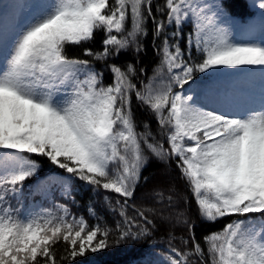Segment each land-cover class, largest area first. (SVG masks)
I'll return each mask as SVG.
<instances>
[{"label": "snow or ice", "instance_id": "obj_1", "mask_svg": "<svg viewBox=\"0 0 264 264\" xmlns=\"http://www.w3.org/2000/svg\"><path fill=\"white\" fill-rule=\"evenodd\" d=\"M152 5L153 0H32L25 5L34 10L26 22L0 26L6 62L0 71V264H60L109 245L107 229H89L83 218L69 220L67 208L63 215L21 218L11 207L9 198L22 195L24 183L41 168L33 156L46 157L68 174L52 181L66 192L75 177L118 194L126 204L147 162L142 143L161 159L176 158L202 218L214 223L244 217L204 237L208 261L193 238L192 252L173 248L168 264H190L191 255L200 264H264V223L255 219L259 214L264 220V101L258 110L234 116L197 105L194 87L197 74L221 66H255L264 76V43L233 42L224 0H164L157 11L165 20L159 22ZM258 7L264 10V0ZM149 18L156 36L166 24L176 30L158 49L159 71L139 89L131 80L133 66L124 71L111 64L113 82L104 85L103 74L88 59L67 53L68 46L91 41L101 30L102 50L85 48L84 56L107 60L132 45L140 51L138 38L147 34ZM186 23L192 24L187 58L179 43ZM193 47L202 60L192 59ZM133 92L166 129L167 149L150 142V133H137ZM125 223L120 241L148 234L146 228L134 232L126 216ZM61 240L67 255L57 259L55 245Z\"/></svg>", "mask_w": 264, "mask_h": 264}, {"label": "trees", "instance_id": "obj_2", "mask_svg": "<svg viewBox=\"0 0 264 264\" xmlns=\"http://www.w3.org/2000/svg\"><path fill=\"white\" fill-rule=\"evenodd\" d=\"M109 2L110 4L114 3V0H109ZM224 3L230 14V19L246 17L255 8L252 0H224ZM163 5L164 0H153L152 11L157 22L165 20V14L157 11V8H162ZM8 6L9 0H0V26L2 27H4L2 21L5 18L4 14ZM126 28L131 30L130 19L126 22ZM191 29V23L184 24L182 29L183 37L179 41L181 49L184 50L185 58L189 54L186 41ZM154 30L155 24L149 18L146 23L147 34L138 38L141 50L137 51L136 46L132 45L121 51L118 56L113 55L107 60H95L92 57L83 55L85 48L91 49L93 52L102 50L103 39L105 38V33L102 30L97 31L91 41L83 42L80 45L68 46L67 53L72 57L88 59L94 70L103 74L104 85H109L113 82V75L109 67L111 64L120 66L124 71H127V67L131 65L135 70L134 74L131 75V80L139 89L159 71L161 54L158 49L162 47L164 36L168 35L171 38V33L176 29L175 25L166 24L165 32L160 36H156ZM191 57L197 62L203 59L202 54L197 52L195 47L191 49ZM255 68V66H242L235 70L236 72L233 76H224L217 69L209 70L206 74L196 75L194 87L196 88L200 82L222 86L224 83L231 81L232 78H237L243 82L246 80L250 81ZM185 88L187 89L188 86H185ZM174 90L181 91L179 88ZM131 107L137 133H150L148 137L150 142L163 144L164 148L167 149L166 129L161 128L155 114L136 99L134 92L132 93ZM142 148L147 162L141 169L139 181L135 185L134 195L126 204L124 198L118 194L106 191L101 187L89 185L78 178L72 177L73 202L71 203V209L74 211V215L83 218L89 229L96 226L101 229H107L109 231V245L106 249L97 253H87L85 258L61 261L60 264H168L167 257L171 254L173 248L181 252H192L194 247L193 238L204 250V260L208 261V245L205 243L204 237L210 233L219 232L226 224L234 220L244 219V217L239 216H226L212 223L202 218L193 192L182 176L181 170L177 167L176 158L161 159L148 150L143 143ZM32 158L40 163L41 168L35 177L28 179L25 183H35L41 178L55 173L68 175L64 170L52 165L46 157L33 156ZM163 170L173 176V187L180 197V208L182 213L185 214L183 223L174 226L171 230H168L167 225L163 224V222L156 221L151 217L149 209H152L154 205L141 198L142 193L149 192L156 186H161V181L157 180V178ZM162 201L171 202V199L167 196ZM170 207L175 208L176 206L170 205ZM122 210L127 219L132 222V230L134 232H139L142 228H146L148 234L136 240L129 238L120 241L118 239L120 231L129 226L125 223V216L121 215ZM141 213L147 218V221H151L150 224L140 215ZM255 219L258 225L264 223V220L259 218V214H256ZM190 225L193 226L191 231ZM67 247V244L62 240L55 245L57 259L60 256L67 255L65 252ZM189 260L190 264H200V258L196 255H191Z\"/></svg>", "mask_w": 264, "mask_h": 264}, {"label": "rangeland", "instance_id": "obj_3", "mask_svg": "<svg viewBox=\"0 0 264 264\" xmlns=\"http://www.w3.org/2000/svg\"><path fill=\"white\" fill-rule=\"evenodd\" d=\"M31 2L32 1L30 0H24L18 10L11 8L8 11L6 23L12 26L13 23L19 24L26 22L34 12V10H30L28 7H25V5L31 4ZM260 17L264 18V10H262ZM225 26L231 33V38L235 43L249 44L250 40L264 43V36L262 32L260 36L263 37L258 38L256 36L258 31H256L250 34V40H246V37L241 38L238 35V29H236L233 25L226 24ZM5 68L6 62L3 55L0 54V71H3ZM218 70L224 75H229L233 73L234 68L221 66ZM243 93L244 95L242 96ZM262 101H264V76L261 75L260 69L252 81L251 86L246 91H244V88L239 83L230 84L222 88L220 91H217L214 87L199 85L195 94V103L197 105L209 110L224 112L234 116H242L253 110L260 109ZM55 177L63 176L58 174L48 176L47 178L42 179L41 182L39 181V183L31 189L33 194L37 195L38 198L36 201H32L30 203L24 218H31L49 212V209L45 208L43 203L51 207L53 206L52 211L50 212L57 215H63L62 208H67L68 219L71 220L74 218L72 213H70L72 209L67 207V205L62 201H66L69 198L71 189L70 192H66L61 183H52ZM157 180L161 181V186H156L151 191L142 193L141 198L154 205L152 209H149L151 217H153L156 221L163 222V224L167 225L168 230H171L174 226L183 223V216H185V214L182 213L179 202L180 197L175 192L173 187V176L166 170H163L159 173ZM69 184L71 187L70 181ZM26 193L27 192L23 189L22 195L20 196H24ZM20 196L16 198H19ZM167 196L170 197L172 203L162 201L167 198ZM170 205H175L176 207L173 208L170 207ZM79 219L81 218H78L77 220Z\"/></svg>", "mask_w": 264, "mask_h": 264}]
</instances>
